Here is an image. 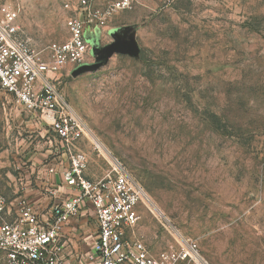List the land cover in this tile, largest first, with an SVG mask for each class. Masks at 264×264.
<instances>
[{
  "label": "rangeland",
  "instance_id": "374dc122",
  "mask_svg": "<svg viewBox=\"0 0 264 264\" xmlns=\"http://www.w3.org/2000/svg\"><path fill=\"white\" fill-rule=\"evenodd\" d=\"M80 1L0 0V10L18 11L21 35L48 59ZM115 14L127 42L104 51L100 41L86 59L93 67L67 65L54 84L94 157L143 187L148 200L129 234L152 253L175 244L177 231L210 264H264V0H134ZM43 120L0 90L7 202V175L30 164L28 151L56 157ZM39 123L49 130L39 134Z\"/></svg>",
  "mask_w": 264,
  "mask_h": 264
},
{
  "label": "built area",
  "instance_id": "2783aa9c",
  "mask_svg": "<svg viewBox=\"0 0 264 264\" xmlns=\"http://www.w3.org/2000/svg\"><path fill=\"white\" fill-rule=\"evenodd\" d=\"M134 0H112L101 8L80 1L66 20L68 36L49 46L48 59L20 33L17 10H0V90L33 115L50 121L62 142L68 165L62 181L75 193L40 216L21 198L17 211L7 218L8 202L0 192V255L5 264H210L197 243L175 231V244L152 253L140 238L129 234L137 224V206L148 200L143 187L123 167L104 176H85L87 154L79 146L85 126L57 92L54 81L67 65L86 62L90 45L85 30L103 26L115 13L129 9ZM68 7V4H65ZM84 210L93 220V244L76 263L67 259L62 233L71 216ZM66 253L67 257L65 256Z\"/></svg>",
  "mask_w": 264,
  "mask_h": 264
},
{
  "label": "crops",
  "instance_id": "0c3cea01",
  "mask_svg": "<svg viewBox=\"0 0 264 264\" xmlns=\"http://www.w3.org/2000/svg\"><path fill=\"white\" fill-rule=\"evenodd\" d=\"M125 27L127 26L119 21L117 14H113L104 26L100 27L94 24L88 26L85 30V37L90 45V53H93L92 50L98 48L96 46L100 44V41L105 43L106 49L117 51L122 43L127 42L122 37ZM43 122L51 128L50 124L46 123L45 120ZM40 125L41 123L36 124L39 134H42V131L46 132L49 130L48 127L42 128ZM46 139L49 146L52 142L56 145V148H54L56 157L47 158L51 153L49 148L42 150L43 152L41 153L36 152L33 154V152L28 151L26 154L30 156L27 161H30V164L26 168L16 165L18 170L16 174L7 175L8 179H10L9 192L13 196L8 202L10 215L7 218L15 215L17 211L15 204L21 198L33 205L40 216L45 217L49 214L51 206L55 203H60L66 197L75 193L72 188L66 186L62 181V171L67 167L68 160L61 140L56 134L55 137L50 138L47 136ZM78 146L88 157V167L85 171V176L88 179L94 180L109 172V163L94 157L92 153L93 147L83 137L79 140ZM62 233L67 241L66 251H69L68 253L71 256L69 259L74 260L76 263L89 250L87 244L89 246L93 244V220L87 216L84 210H80L78 214L69 218L63 227ZM74 237H80L83 240V242H80L83 247L77 244Z\"/></svg>",
  "mask_w": 264,
  "mask_h": 264
},
{
  "label": "water",
  "instance_id": "95a60500",
  "mask_svg": "<svg viewBox=\"0 0 264 264\" xmlns=\"http://www.w3.org/2000/svg\"><path fill=\"white\" fill-rule=\"evenodd\" d=\"M119 48H120V46H119ZM94 50H95V51H94ZM94 50H93L94 53H96L97 51L100 52V50H98V49H94ZM106 50H110V51H111V49H105L104 51H106ZM117 50H118V49H117ZM96 63H97L96 61L93 62V63H88V62L82 63V64H80V65L74 67L72 73H79V72H82V71L88 70V69H90L91 67H93Z\"/></svg>",
  "mask_w": 264,
  "mask_h": 264
},
{
  "label": "bare ground",
  "instance_id": "6f19581e",
  "mask_svg": "<svg viewBox=\"0 0 264 264\" xmlns=\"http://www.w3.org/2000/svg\"><path fill=\"white\" fill-rule=\"evenodd\" d=\"M96 146L99 147L101 150L103 149L102 145L96 143ZM156 210V209H155Z\"/></svg>",
  "mask_w": 264,
  "mask_h": 264
}]
</instances>
